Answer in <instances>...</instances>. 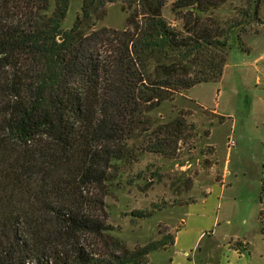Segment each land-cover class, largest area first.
Instances as JSON below:
<instances>
[{
    "label": "trees",
    "instance_id": "1",
    "mask_svg": "<svg viewBox=\"0 0 264 264\" xmlns=\"http://www.w3.org/2000/svg\"><path fill=\"white\" fill-rule=\"evenodd\" d=\"M226 1L84 0L64 30L71 0H54L51 12L50 0H0V264H146L175 243L174 234L114 247L106 190L139 128L145 151L177 153L183 119L153 129L150 113L219 80L233 34L244 45L261 19L263 0H249L221 20ZM116 2L133 9L126 27L96 28Z\"/></svg>",
    "mask_w": 264,
    "mask_h": 264
},
{
    "label": "rangeland",
    "instance_id": "2",
    "mask_svg": "<svg viewBox=\"0 0 264 264\" xmlns=\"http://www.w3.org/2000/svg\"><path fill=\"white\" fill-rule=\"evenodd\" d=\"M83 1L71 0L64 30L74 26ZM248 1L227 0L216 15L226 21ZM130 12L109 3L96 28L124 29ZM164 14L182 26L170 6ZM259 16L242 34L244 45L233 34L219 80L194 85L150 113L153 129L183 119L177 153L145 151L148 135L139 128L114 161L105 209L117 249L175 234V243L151 252L146 264H264V0Z\"/></svg>",
    "mask_w": 264,
    "mask_h": 264
},
{
    "label": "water",
    "instance_id": "3",
    "mask_svg": "<svg viewBox=\"0 0 264 264\" xmlns=\"http://www.w3.org/2000/svg\"><path fill=\"white\" fill-rule=\"evenodd\" d=\"M63 38L61 37L60 40H62Z\"/></svg>",
    "mask_w": 264,
    "mask_h": 264
},
{
    "label": "crops",
    "instance_id": "4",
    "mask_svg": "<svg viewBox=\"0 0 264 264\" xmlns=\"http://www.w3.org/2000/svg\"><path fill=\"white\" fill-rule=\"evenodd\" d=\"M186 96V95H185ZM214 110H216V109H214Z\"/></svg>",
    "mask_w": 264,
    "mask_h": 264
}]
</instances>
